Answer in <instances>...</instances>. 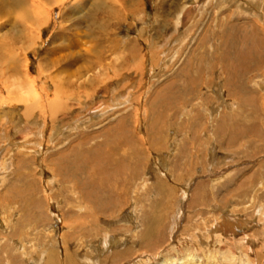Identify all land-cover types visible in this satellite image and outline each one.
<instances>
[{
	"label": "rangeland",
	"instance_id": "obj_1",
	"mask_svg": "<svg viewBox=\"0 0 264 264\" xmlns=\"http://www.w3.org/2000/svg\"><path fill=\"white\" fill-rule=\"evenodd\" d=\"M0 11V105L63 108L0 129V264H264V0Z\"/></svg>",
	"mask_w": 264,
	"mask_h": 264
},
{
	"label": "bare ground",
	"instance_id": "obj_2",
	"mask_svg": "<svg viewBox=\"0 0 264 264\" xmlns=\"http://www.w3.org/2000/svg\"><path fill=\"white\" fill-rule=\"evenodd\" d=\"M1 12V11H0ZM2 13V12H1ZM9 60V59H8ZM6 72V71H5ZM66 79V78H65ZM64 79V81H63V83H66V80ZM36 80V79H35ZM37 82V81H36ZM7 83V82H6ZM8 84V83H7ZM58 85V84H57ZM8 86V85H7ZM6 86V87H7ZM42 88V86H38V83L37 84H34L33 82H31V84L30 83H28V82H26V81H21L20 79H14V83H13V81H12V83L10 84V87H8V91L9 92H7V93H9V95L10 96H12V95H14L15 96V100L16 101H14V102H12L11 103V101H12V99L11 98H9L10 100H9V103H8V101L6 102V99H5V97L3 96V98L5 99V100H3L4 101V103H2L1 105H0V120H1V118L3 117V115L5 116V123H1V127H0V129H2L4 126H3V124H6V123H8V122H13L17 117V108H18V106H19V104H21V103H25V115L24 116H26V118H31L30 119V122L32 121V119L34 120L36 117V115L38 114V113H36L35 111H37L36 109L37 108H40L39 109V111L41 110L42 111V108L44 109L43 111H42V113H46L48 116H46V117H50L51 119H53V118H55V117H57V115H58V113H61L62 112V109H55V110H53V109H50V108H48L47 106H44V105H40V103L41 102H43V98H45L46 97V95H45V93L43 92V91H41L40 92V89ZM14 91V92H13ZM1 92V91H0ZM9 95L7 96L6 95V98H8L9 97ZM14 99V98H13ZM96 100V99H95ZM95 100H93V99H90V100H88V103H87V105H86V110H87V114H90V113H93V112H91L92 111V109H96L97 110V108L98 107H100L99 105H100V103L102 102H98V103H96V101ZM2 102V101H1ZM40 102V103H39ZM106 104H107V102H109V101H104ZM104 102H102V103H104ZM44 103V102H43ZM66 103V102H65ZM101 103V104H102ZM114 103V102H113ZM11 104V105H10ZM113 105V104H112ZM111 105V106H112ZM7 106V107H6ZM8 106H11L10 108H8ZM53 106H55V105H53ZM115 106V105H114ZM58 107V106H57ZM108 107H109V105H108ZM107 108V107H106ZM80 111V110H79ZM95 111V110H94ZM54 113L56 114V115H54ZM97 113V112H96ZM35 115V116H34ZM45 115V114H44ZM43 115V116H44ZM46 117H44V118H46ZM72 117V116H71ZM72 118H74V120L73 121H76L75 123H78V122H80L79 120H81L82 118H83V115L82 114H76V116L74 117H72ZM71 119V118H70ZM44 120V119H43ZM36 121H37V119H36ZM44 121H46V120H44ZM10 123V124H11ZM67 124V125H66ZM64 125H66V126H68L69 124L66 122V123H64ZM64 125H63V128H65L64 127ZM6 127V126H5ZM124 127V125H121L120 124V126H119V128L121 129V128H123ZM9 128V127H8ZM7 128V129H8ZM62 128V127H61ZM119 130V129H118ZM5 131H7V130H5ZM121 133V132H120ZM6 132L3 134H0V137H5L6 135ZM8 134H9V132H8ZM117 136V135H116ZM8 137V136H7ZM6 138V137H5ZM107 142V141H106ZM117 146V145H116ZM108 157V156H107ZM110 157V156H109ZM108 160L110 159V158H107ZM74 160V164L72 163V166L73 165H75V168H74V170L77 172V171H79L80 170V168L81 167H79L80 165H81V161H77V158H74L73 159ZM71 171H73V168H72V170ZM86 195H88V193L86 194ZM89 196H90V194H89ZM100 207H98V210H102V208L101 209H99ZM103 211V210H102ZM228 220H230V219H228ZM237 222V221H236ZM218 223V222H217ZM215 224L214 226V229L217 231V230H219V228H224V229H227V228H233V229H235L236 228V226H237V224H235V223H233V222H229V221H225V220H223L221 223L222 224ZM241 223V222H240ZM240 223H239V226H240ZM238 227V226H237ZM247 238V236L246 235H244V236H242L241 237V240H245ZM221 239V238H220ZM114 241V240H113ZM175 256V255H174ZM165 257L166 259H163V261L162 262H159L158 264H179V262L177 261V258L176 257ZM200 258L201 257H199L197 260L199 261L200 260Z\"/></svg>",
	"mask_w": 264,
	"mask_h": 264
}]
</instances>
